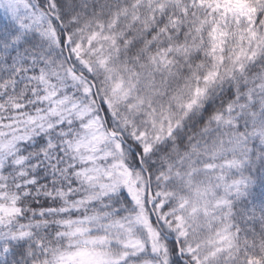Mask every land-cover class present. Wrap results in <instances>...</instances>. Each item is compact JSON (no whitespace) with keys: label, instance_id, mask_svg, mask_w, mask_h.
Listing matches in <instances>:
<instances>
[{"label":"snow or ice","instance_id":"1","mask_svg":"<svg viewBox=\"0 0 264 264\" xmlns=\"http://www.w3.org/2000/svg\"><path fill=\"white\" fill-rule=\"evenodd\" d=\"M0 264H264V0H0Z\"/></svg>","mask_w":264,"mask_h":264}]
</instances>
